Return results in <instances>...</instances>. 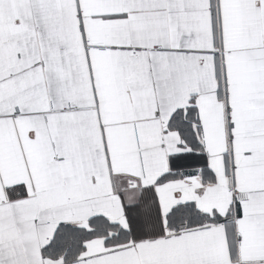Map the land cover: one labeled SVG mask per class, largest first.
<instances>
[{"label": "snow or ice", "instance_id": "obj_1", "mask_svg": "<svg viewBox=\"0 0 264 264\" xmlns=\"http://www.w3.org/2000/svg\"><path fill=\"white\" fill-rule=\"evenodd\" d=\"M0 264H264V0H0Z\"/></svg>", "mask_w": 264, "mask_h": 264}]
</instances>
